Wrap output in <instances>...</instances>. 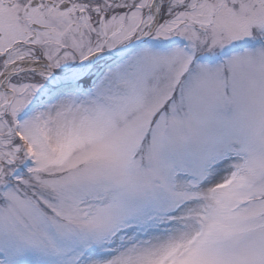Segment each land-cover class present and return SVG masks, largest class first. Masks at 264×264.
<instances>
[{"label":"snow or ice","instance_id":"snow-or-ice-1","mask_svg":"<svg viewBox=\"0 0 264 264\" xmlns=\"http://www.w3.org/2000/svg\"><path fill=\"white\" fill-rule=\"evenodd\" d=\"M0 264H264V0H0Z\"/></svg>","mask_w":264,"mask_h":264}]
</instances>
